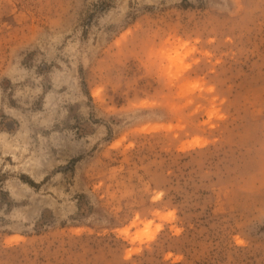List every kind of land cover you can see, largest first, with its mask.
Here are the masks:
<instances>
[{"label":"rangeland","instance_id":"1","mask_svg":"<svg viewBox=\"0 0 264 264\" xmlns=\"http://www.w3.org/2000/svg\"><path fill=\"white\" fill-rule=\"evenodd\" d=\"M0 264H264V0H0Z\"/></svg>","mask_w":264,"mask_h":264}]
</instances>
